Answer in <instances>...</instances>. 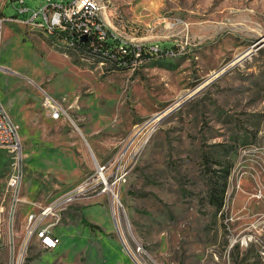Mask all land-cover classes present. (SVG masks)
I'll list each match as a JSON object with an SVG mask.
<instances>
[{"label":"rangeland","instance_id":"obj_1","mask_svg":"<svg viewBox=\"0 0 264 264\" xmlns=\"http://www.w3.org/2000/svg\"><path fill=\"white\" fill-rule=\"evenodd\" d=\"M46 1L0 0V100L25 165L14 245L0 149V264H264V0H101L126 40L175 43L130 67L22 17ZM97 163L125 173L117 212ZM81 185L47 218L59 245L37 223L25 247L27 215Z\"/></svg>","mask_w":264,"mask_h":264},{"label":"built area","instance_id":"obj_2","mask_svg":"<svg viewBox=\"0 0 264 264\" xmlns=\"http://www.w3.org/2000/svg\"><path fill=\"white\" fill-rule=\"evenodd\" d=\"M24 3V0H20ZM105 6L101 0H47L40 6L32 10V14L28 20L32 24H40L45 26L52 34L59 35L66 43H74V47L85 48L91 52H106L113 53V61L120 67L133 66L139 59L140 44L132 43L126 40L121 33L111 27V23L104 16ZM21 12L27 11V8L21 6ZM4 19L0 18V44ZM87 35L88 40L82 41L81 37ZM113 36L118 40L115 48H105L104 42ZM149 52L157 51L158 47H149ZM119 55V57L117 56ZM45 106L50 111L52 118L59 119L67 111L63 106L53 97L46 95ZM0 149L7 151L11 157L10 171L7 178V192L9 194L10 211L9 222L11 226L13 242L15 245L16 233L13 230V221H16V211L19 206L22 196V185L25 178V165L22 151V143L18 133V128L11 118L8 111L3 106L0 100ZM108 165H101L97 163V172L99 175V182L105 188L113 186V198L117 196V186L124 181L125 173L120 170L111 180L112 173H108ZM106 174L105 177L103 174ZM85 190H88L86 185H81L74 191L69 192L66 197L60 198L54 204H48L36 212H30L27 215L25 223V238L23 241L24 246L31 241L32 235L35 231L37 223H48V217H55L57 214L58 206L67 200H73L76 196ZM2 210V207H0ZM52 225L48 223V230L41 240L42 245H51L57 235L52 233ZM11 264H20L18 261H13Z\"/></svg>","mask_w":264,"mask_h":264},{"label":"trees","instance_id":"obj_3","mask_svg":"<svg viewBox=\"0 0 264 264\" xmlns=\"http://www.w3.org/2000/svg\"><path fill=\"white\" fill-rule=\"evenodd\" d=\"M18 18L20 16H17ZM22 17H25V18H28L29 16H27L26 14ZM118 44V40L115 39L113 36H109V38L104 42V47L105 48H115L116 45ZM155 46L158 47V50L157 51H151L149 52V45L145 44V45H141L140 47V55L137 57V59H140L141 57H144V56H150L151 54H158L160 52H165V51H168L169 49H173L174 46H175V43H173V41H161V42H158V43H155L154 44ZM94 53H97L98 55H103L104 52H94ZM109 54L110 56L113 57V53H107ZM119 57V55H117ZM1 159H0V175H1ZM224 192H225V188L222 187L220 189V200L218 201V206H221L222 205V201H223V196H224ZM90 224V223H89ZM91 226H94L92 224H90Z\"/></svg>","mask_w":264,"mask_h":264},{"label":"bare ground","instance_id":"obj_4","mask_svg":"<svg viewBox=\"0 0 264 264\" xmlns=\"http://www.w3.org/2000/svg\"><path fill=\"white\" fill-rule=\"evenodd\" d=\"M35 25H37V26H39V27H41V28H44L45 30H48V29H47L45 26H43V25H40V24H35ZM48 31H49V30H48ZM50 33H51V32H50ZM156 124H157V119H154V120H152V121H149V122H148L146 125H144L141 129H139V131L137 132V134H140V133H141V138H140V140L138 141V145L144 143V142L147 140V138H148V136H149L151 130L155 127ZM146 126H147V127H146ZM135 152H136V150H135ZM103 175H104L105 177H107L105 173H104ZM107 189H108V190H113L114 188H113V186H112L111 189H110L109 187H108ZM68 194H69V193L65 194L64 197H66ZM116 194H117V196H115V197L113 198V200H114V204L116 205V207L113 208L114 212H117V211H118V210H117V206L121 205L118 191L116 192ZM54 203H55V202H54ZM54 203H52V204H54ZM115 217H116V216H115ZM44 233H45V232H41V234H40V235H41L40 238L43 239V237H44V236H43ZM59 242H60V239H59V238H54V239L51 241V245H45V246H46L47 248H50V249H55V248L59 245Z\"/></svg>","mask_w":264,"mask_h":264},{"label":"water","instance_id":"obj_5","mask_svg":"<svg viewBox=\"0 0 264 264\" xmlns=\"http://www.w3.org/2000/svg\"><path fill=\"white\" fill-rule=\"evenodd\" d=\"M81 39H82V41H87V40H88V37H87V35H83V36L81 37ZM262 44H263V42H259V43H257V47H261ZM244 57H245L244 55H241V56L239 57V60L242 59V58H244ZM220 72H221V71L216 72L213 76H218V75L220 74ZM213 76H212V77H213ZM197 90L199 91V89H196V90L192 91L191 93H189V94H190V97L194 96V95L197 93ZM181 100H182V99H181ZM181 100L177 101V103L180 104V101H181ZM187 100H188V99H186V101H187ZM184 102H185V101H184ZM170 111H172L171 108H169L168 110H165L164 112L160 113L159 115H157L156 118H160V120H161V118H163V116H165V115H163V113H164V114H167V112L169 113ZM154 119H155V118H154ZM91 151H92V150H91Z\"/></svg>","mask_w":264,"mask_h":264},{"label":"crops","instance_id":"obj_6","mask_svg":"<svg viewBox=\"0 0 264 264\" xmlns=\"http://www.w3.org/2000/svg\"><path fill=\"white\" fill-rule=\"evenodd\" d=\"M104 16L107 18V20L111 23V18L110 15L106 12V10L104 9Z\"/></svg>","mask_w":264,"mask_h":264}]
</instances>
